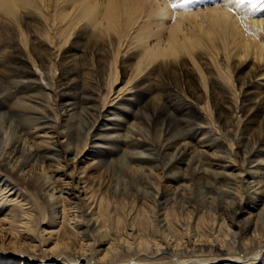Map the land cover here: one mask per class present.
<instances>
[{"label": "rangeland", "instance_id": "374dc122", "mask_svg": "<svg viewBox=\"0 0 264 264\" xmlns=\"http://www.w3.org/2000/svg\"><path fill=\"white\" fill-rule=\"evenodd\" d=\"M35 1L36 5L30 4L25 9L29 16L27 19L24 17L26 23L22 24L24 38L9 33L5 28L7 22L0 14V92L6 89L5 93L7 96L9 95L8 99L25 94L33 95L36 85L23 82L22 76L26 74L23 71L34 72L41 85H45L48 81L47 75L51 74L52 70L55 71L53 78L55 84L50 94L59 116L55 124L53 141L60 150H65L69 145L80 152L82 156L79 161L71 163L69 161L71 156L68 153L66 155L62 153L58 163L45 159L40 170L38 165L27 163L23 152H21V154L13 156V159H18L20 166L24 160L26 161L24 167L19 166L20 171L24 172V175L21 176L11 173L10 170L13 168L6 169L0 166V177L2 176L8 180L11 186L13 185L21 191L31 202L30 205L33 208L34 218L30 224V231L22 233L19 232L20 228H16L13 237L18 244H24V251L27 252L31 261L29 264H67L64 259H61V256L57 257L56 254L49 253L54 240L49 238V234L46 232L51 226L57 225L56 227L60 228L61 222L58 217L57 224H53V213L46 203V198L34 186V180L36 183L38 181L39 185L42 184L43 176L41 175H52L53 178H56L58 186L70 182L73 187L76 186L78 190H81V187L85 185L87 189L83 193L86 192L88 196L97 200L93 211L94 213L96 211L94 215L103 228L100 227L96 232L88 231L89 235L95 233L94 236L90 240L82 242L84 253L91 257L89 264H93L92 262L96 258L93 260L92 256H97V251L107 246V243L100 241V238H103V232L107 233L108 237H115L118 244L123 246L119 247L121 250L117 249L118 255L113 260L115 264H178L176 257H171L170 254L163 251L169 247L173 248V244L177 240H179L177 241L179 244L183 243L186 247V237L189 239L188 244L193 242L192 238H189V234L185 238L178 236L180 229L178 222L180 221H191V226L196 227L200 234L206 232L207 236L209 235V241L206 242L205 247L208 245L220 246L227 242L226 231H236L244 224L247 212L251 211L247 205L244 210L246 214L230 221L223 208L226 207L225 202L231 201L232 197H222L220 194L208 192L206 180L199 174L192 175V170L189 171L192 180L188 182L191 184V190L184 194L183 200L178 202L164 200L165 198L156 199L158 195L171 193L174 195L177 185L182 181V179L176 180V176H170L169 171H163L161 168L166 163L169 152L167 151L159 158L149 159V163L136 164L134 162L127 163L122 154L118 155L121 152L113 155L111 150L113 149L114 152L115 149L120 151L121 147L125 148L124 144L115 143L116 136L125 134L120 125L125 126L124 122L130 118L133 120V115H129V111L134 110L138 119H135L134 132L131 135V141L137 144V148L134 147L133 150L149 148L152 153L149 156L154 157L157 155V140L161 130L162 140L165 143L174 141L180 135L182 128L183 130L190 129V131L184 134L181 142L196 144L201 151L199 156L201 160H216L217 149L215 150L211 142L205 141L206 138L201 135L199 129L192 127L193 122L201 120L200 117L206 116L210 120L211 116L209 110L201 109L204 101L198 104L194 102L191 92H194L196 87L209 90L213 86L214 90L226 97V103L236 100L239 106L242 105L246 109L248 118L251 116L248 121L252 117V122L258 121L259 116H254L252 104L257 102L264 106L262 103L264 100V61L250 53L245 57H239L235 48L238 39L231 37H227L226 51L210 48L214 35H208V25L201 22L195 24L196 20H200L202 16H195V19L180 16L215 7L224 8L223 6L225 3L228 4V0H194L188 8L178 10H173L171 7L174 0H160L167 8L169 16L159 12L154 13L147 6L145 11L143 9L141 12L133 13L130 16L131 21L122 19L121 27H118L116 31L106 33L100 28L103 25L100 26V22L94 21L93 14L90 18L81 16L78 5L82 0ZM107 1L110 0H96L98 8L104 10ZM116 1L127 5L125 0ZM229 8H232V11H229L230 15L237 19L238 24L244 29L242 34L246 39L251 41L253 38L261 46L264 42V30L260 24L264 22V8L258 6L251 10L243 7L237 9L235 5H229ZM63 13H68L69 19H71L67 20L72 23L69 25L71 35L63 45L57 40L51 43L50 32L55 33L56 28H63L64 24L60 22V16ZM257 21L260 24L255 23ZM173 32H178L181 44L191 41L190 54H179L175 60L154 58L151 62L145 52L152 50L157 53L159 44L169 39ZM183 36L185 41L182 40ZM60 45L62 46L60 47ZM38 50L50 52L52 60L55 62L52 65L48 61L45 64L47 69L44 70V73H42V68L37 65ZM22 58L28 62V69H23L22 61H20ZM243 79H245V84L239 91V84ZM179 82L181 84L178 87ZM81 85H84V96L90 95L91 100L88 101L85 97L83 100V91L78 88ZM76 86L78 87L76 88ZM17 93H19L18 96ZM157 95L165 101L164 106L168 112L162 109L160 103L158 107L155 106L154 98ZM0 100V104L2 103L0 106L4 107V110H10L7 121L9 123H5V127H9V130L16 129L17 135L23 136L22 138L28 144L33 135L38 136L42 133L44 135V129L26 135L25 132L33 131L31 127L34 126L26 118L30 117V111L14 107V99L9 101L7 98H3ZM183 101L192 108H185ZM65 102L66 106L68 105L70 108L66 115L60 112L61 105ZM104 104V109H108L104 112L101 125L107 123V126H99V128L101 127L99 133L102 136L96 134L97 138L94 139L98 140L100 144H95L92 142L93 139L87 137L92 122L91 110L94 106L101 108ZM22 111L27 112L22 113ZM116 129H119L117 133L114 132ZM229 129L231 133H234L237 130L236 124L230 126ZM23 130L24 132H22ZM4 131V127L0 126V138ZM95 133L93 132L94 135ZM65 134L68 137L67 141L64 137ZM33 139L37 140L36 137ZM225 142L226 147L232 149L231 158L235 163L234 169L230 171L233 173H239L240 170L245 172V168L239 162L243 152L242 143L234 137V145L231 148L232 142ZM262 150L264 151V146ZM103 153L109 155L111 161L102 166H97L98 163L95 161L90 166L95 155ZM133 165H147L151 169L150 171L144 170L142 174H133L128 169ZM57 167H62V170L56 171ZM131 169L137 170V172L141 170L136 167ZM226 171L228 172V170ZM71 172L75 174V177L69 175ZM34 174L37 177H34ZM147 175H150L149 179L146 178ZM76 176L81 178L76 179ZM247 178L245 173L241 175L243 186L246 185ZM244 189L235 187L233 195L236 198L243 196ZM8 193L2 195L6 197L5 199H1L0 196V206L7 210L14 204L21 211L19 198L10 194L12 198L7 195ZM73 193L68 196L75 204L72 212L76 215L84 212L89 213L91 208H84V202L81 200L83 194L77 193L76 189ZM157 203L162 204L160 212L164 217V226L158 225L155 221L154 213ZM14 226L17 227L16 224ZM206 227H210L209 231H206ZM130 228L132 231L129 230ZM64 232L68 234V238L73 239L72 243H79V236L75 229H71L68 225ZM128 232H132V234L128 235ZM94 239H98V241L94 242ZM144 239L149 244H138ZM222 247L224 253L218 257L215 254H219V252L214 249L200 251L197 254L202 256L198 258L200 262L196 264H219L221 259H229L231 254L237 252V249L231 246ZM255 247L260 248V245ZM186 253L191 254L188 251ZM260 253L264 255L263 251ZM48 260H52V263ZM195 260L194 257L184 258L183 263L195 264ZM258 260L259 258L254 261V264H264ZM13 261L16 264L18 260Z\"/></svg>", "mask_w": 264, "mask_h": 264}, {"label": "bare ground", "instance_id": "6f19581e", "mask_svg": "<svg viewBox=\"0 0 264 264\" xmlns=\"http://www.w3.org/2000/svg\"><path fill=\"white\" fill-rule=\"evenodd\" d=\"M125 1H127V5L120 4L121 1H107L104 10H100L98 8L96 0H82L78 5V9L81 11V16L83 18H90L91 14H93L94 21L96 23L100 22V26L103 25L100 28L105 33L116 31L118 27H121L120 22L122 19L131 21L130 16L133 13L141 12V10L143 9L145 11L147 6H149L154 13L159 12L161 14H165L166 16L170 15L167 8L162 4V2H160V0ZM30 4L34 6L36 5V1L0 0V14L3 18H5V21L7 22V25L5 24V28L9 33H14L17 37L21 36V38H24V30L22 29V24L26 23L25 20L29 16L27 15L28 13L25 11V9L28 8ZM142 4H144V6H142ZM223 7L224 8L215 7L205 9L203 11L184 14L180 16L190 17L193 19H195V16H202L200 20H196L197 22L195 24H199L201 22L208 25V35H214L210 48L226 51L227 37H231L233 39H238L235 48L237 50L236 53H238L239 57H245L250 53L254 54L257 59L264 61V42L260 46L255 42L253 38L251 41H248L242 34V31L244 29L241 28V26L238 24V20L234 19L233 16L230 15L229 4L225 3ZM67 20H71L69 19V14L63 13L60 16V22L64 24L63 28H56L55 33L50 32L49 39L51 43H54L55 40H57V42L62 45L67 42L69 36L71 35V33L69 32V25L72 24ZM255 23L259 22L257 21ZM261 24L260 27H262V29L264 30V22ZM213 29H215L216 31H214ZM182 40L185 41L184 36L182 37ZM180 42L181 39L178 37V32H173L169 39L164 40L161 44H159V46L157 47L159 49L157 53L150 50L146 51L145 54H147V57L151 62L154 60V58H161L162 60H175V58L179 56V54H190V50L192 48L191 41L189 40L187 44H181ZM62 45H60V47ZM36 58V61L38 63L37 65H39L43 70L42 73H44V70L47 69L45 64L48 61H50L52 65H54L55 63L54 60H52L50 52L48 51L43 52L38 50ZM22 59L20 61H22L23 69H28V62L24 58ZM33 64L35 65L36 63L34 62ZM23 72L26 73L22 76L23 82L36 85V89L34 92L35 94L32 93L33 95L25 94L18 96L19 93H17L18 97H10V99H8L9 95H6L5 89L4 91L0 92V99L3 100V98H7V100L9 101L14 99V107H18L21 110H27L31 112H29L30 115L28 114L30 117L26 118L29 119L32 125H34H31L33 131L28 133L25 132L26 135L30 133L32 134L34 132L37 133L39 129H44V135L43 133L38 136L33 135L32 140L28 144V142L24 138H22L23 136L21 137L17 135L16 129L9 130V127L4 126L5 123H9L7 121L10 110H4V107L0 106V126L4 127L5 129L2 137L0 138V166L6 169L13 168V170H10V172L14 173L15 176H21L24 175V172L20 171V167H24L26 161L27 163H32L36 166L38 165L40 170V167L45 159H49L58 163L62 153H64V155L68 153L71 156L69 160L71 161V163L79 161L80 157L82 156L80 152L76 151L74 148H71L69 145H67L65 150L63 149L62 151L53 141L55 124L59 116V112L56 111V106H54L55 103L53 102L54 100L52 99V96L50 94L55 84V82L53 81V78L55 77V71L53 72L52 70L53 73L51 72V74L47 75L48 81L47 83H45V85H41L38 83V77L34 74V72ZM180 84L181 82L178 83V87ZM244 84L245 79L240 82V87L238 89L239 91L242 89V86ZM28 87L30 88V86ZM77 87L78 86H76V88ZM78 88L80 91H83V100L84 97L88 101L91 100L90 95L84 96V85H81V87L79 86ZM188 90L190 91V88H188ZM191 93L196 104L204 101L201 109L210 111V120L206 116L200 117L201 120L193 122L194 125L192 127H196L197 129H199L201 135H204L207 139H205V141L211 142L215 147V150L217 149L215 152L216 160H201L199 158V156L201 155V151L196 144L181 142L184 134L190 131V129L183 130L182 128L180 129V135L177 136L174 141H168L165 143L162 140L163 133L160 129L161 134L157 140V155L154 157L149 156V154L152 155L151 151H149V148H142L138 151L134 149V151L133 148H137V144L131 141V135L134 132L133 128L135 127V119H138L136 111L134 110L129 111V115H133V120L130 118L129 120L131 121L127 120L124 122L125 126L120 125L121 130H124L125 134L116 136L115 143L119 145L124 144L126 149L121 147L122 149H120V151L115 149L113 152L112 149L111 152L113 155L121 152L118 155L122 154L127 163L134 162L136 164H141V162H148L151 158H159L162 156V154L165 155L167 151L169 152L167 154V161L161 168L163 169V171H169L170 176H176V180L182 179V181L177 185L174 195L173 193L168 195H158L156 196V199L165 198L164 200H174L178 202L180 200H183L184 194L191 190V184L188 183L192 180L191 176L199 174L206 180L208 192L220 194L222 197H232L231 201L225 202L226 207L223 208V211L226 213V215H228L230 221H234L235 218L246 214V211L244 212L245 205H247V207L251 210L247 212L245 217L246 220L242 227H239L236 231H226L225 237H228V240L220 246L208 245L207 247H205L206 242L209 241V235L207 236L206 232L200 234L196 227L194 228V226H191V221L178 222V226L180 228L179 232L177 231L179 233L178 236L180 238H185L186 235L189 234V238H192L193 240V242H189L188 244L189 239L188 237H186V247L183 245V243L179 244L177 242L179 240H177L175 244H173V248H165L166 250L163 251L167 254H170L171 257H176V261L178 264H184V258L191 257H194V259H196L195 264L199 263L200 261L198 260V258H200V256L202 255L197 253H200V251H205V249L209 248L211 250L214 249L215 251L219 252V254H215L216 257H218L220 256V254L223 255L222 253H224V248L222 246L226 245L231 246L232 248H236L237 252L235 251V253L231 254L229 259H221V262H218L219 264H254V261L257 258H259L258 261L262 263L264 262V255H262V253L260 252H264V151L262 150V147L264 146V106L258 104L257 102H253L254 104H252V108H254V116H259L258 121L254 123L252 122L253 117L248 121L251 116L248 118L246 109H244L242 105L239 106L236 100L226 103V97L214 90L213 86L209 90L196 87V89H194V92ZM36 95L39 96L37 97ZM154 99L155 101H153L155 102L156 107L161 104L162 109H165V111L168 112L167 108L164 106L165 101H163L158 95L155 96ZM183 102L185 108H192L190 105H188V103H185V101ZM262 103L264 104V100L262 101ZM0 105H2V103ZM104 107L105 104L102 105L101 108L94 106L91 110L92 122L89 126L87 137L93 139L92 142L95 144H100L98 140L94 139L97 138L96 134L98 136H102V134L99 133V130L101 128H99V126L102 124L101 121L103 120V116L105 115L104 112H106L108 109H104ZM61 108L62 109L60 112L65 115L67 114V110L70 109L68 108V105L66 106V102L61 105ZM27 111H22V113ZM233 124H236L237 130L234 133H231L229 127ZM104 125L107 126V123H104L103 126H101L105 127ZM117 125L119 124L117 123ZM118 130L119 129H116V131L114 132L117 133ZM22 132H24V130ZM93 132H96L95 135L93 134ZM34 137H36V141L33 139ZM64 137L67 141L68 137L66 134ZM234 137L236 140L242 143L241 147L243 148V152L240 155L239 162L242 164V167L245 168V172H243L242 170H240L239 173H233L230 171L231 169H234L235 163L231 158L233 154L232 149H230V147L228 146L226 147L225 141H229V143L232 142V148L234 145ZM161 142H163V144H161ZM163 146L164 148L162 149ZM21 152H23L24 159H26V161L23 159L24 162L22 166H20V162L18 161V159H16L15 157V159H13V156L15 154H21ZM109 157V155L107 156L104 153L97 154L94 157L95 160L93 158L92 162L90 163V166L95 161H97L98 163L97 166L105 165L107 162L111 161V158L109 159ZM132 167H136L137 169L140 168L141 170L137 172V170H132ZM128 169L133 174H142L144 170L150 171L151 168L147 165H133ZM58 170H62V167H57L56 171ZM190 170H192L193 172L192 175L189 174ZM226 170H228V172ZM241 173H245L248 177L245 181L246 185L244 186L242 184L243 182L241 179ZM69 175L75 177V174L73 172H71ZM41 176H43V179H41L42 184L39 185L38 181L36 183V181L34 180V186L37 188L38 192H40L44 196V198H46V203L47 205H49L50 210L53 213V224H57L56 219L58 217L60 218L61 222L60 228H57V225L55 224L56 228L51 226L50 229L46 232L49 234V238H52L54 240L52 246L50 247L49 253L56 254L57 257L61 256V259H64V262L67 264L91 263L89 262L91 257L87 256V254L84 253V246L82 242L88 241L92 236H94L95 233L93 234L90 232L91 235H89L88 231L96 232L101 227V224L99 225L98 218L94 215L96 211L95 213L93 211L97 205V200L88 196L86 192L83 193V191L87 189L85 185L81 187V190H78L76 186L73 187L70 182L62 183V185L58 186L56 184V178H53L52 175ZM34 177L37 176L34 174ZM80 178V176H76V179ZM146 178L149 179L150 175H147ZM10 186L11 184L8 182V180H5V178L1 176L0 196L2 198H0L5 199L6 197L2 195H5L9 192L7 195L13 194L15 195V198H19L22 209L20 211L14 204H12L13 207H10L9 209L7 208V210H5V207L0 206V264H14L13 260L15 259L18 260L16 264H29L31 261L27 252L24 251V244H18V242H15L13 237L15 235L14 233L17 230L16 228H20L19 232L22 233L30 231V224L32 223L34 218L33 208L30 205L31 202L21 191H19L13 185L11 187ZM235 187H240L242 189L245 188L243 191L244 195L241 197L237 196L236 198L235 195H233V190H235ZM75 189L77 193L83 194L81 200L82 202H84V208H91L89 213L84 212L80 215L77 214V216L74 212H72V209L75 208V204L70 200V198H68V196L73 195V191ZM77 197L78 196H76L75 198ZM72 204L74 205L72 206ZM161 205L162 204L160 203L156 204L157 209L154 214L156 217V223L160 226H164V217H162V213L160 212L162 208ZM14 224H16L17 227L14 226ZM68 225L71 229L76 230L79 236L78 244L72 243L71 241L73 239L71 240V237L68 238V234L64 232ZM206 226H208V224H206ZM209 229L210 227H206V231H209ZM129 230L132 231V228H130ZM106 234L107 233L103 232V238H100V241L103 243H107V246L100 251H97V256H92V259L96 257L95 260L93 259V264H115L113 260L118 255V250H121L119 249V247H121L122 245L120 246L118 244L115 237L111 238ZM130 234H132V232H128V235ZM95 241L97 242L98 239H94V242ZM146 243L148 242L144 239L139 241L138 244L143 245ZM258 244L260 245V248L255 247ZM187 251L191 252V254H187ZM48 261L52 263V260Z\"/></svg>", "mask_w": 264, "mask_h": 264}, {"label": "snow or ice", "instance_id": "6c2138e0", "mask_svg": "<svg viewBox=\"0 0 264 264\" xmlns=\"http://www.w3.org/2000/svg\"><path fill=\"white\" fill-rule=\"evenodd\" d=\"M194 0H174V2L171 3V7L173 10L178 9H185L190 6ZM229 5H235V8H246L247 10L255 9L256 7L264 8V0H228ZM229 11H232V8H229Z\"/></svg>", "mask_w": 264, "mask_h": 264}]
</instances>
